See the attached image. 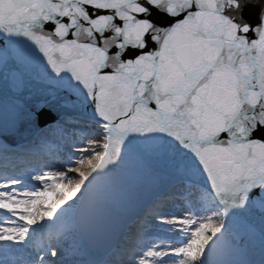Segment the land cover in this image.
<instances>
[{"label":"snow or ice","instance_id":"6c2138e0","mask_svg":"<svg viewBox=\"0 0 264 264\" xmlns=\"http://www.w3.org/2000/svg\"><path fill=\"white\" fill-rule=\"evenodd\" d=\"M0 68L85 129L54 155L49 114L6 102L0 264H105L69 242L137 216L130 160L167 194L120 264H256V240L264 264V0H0Z\"/></svg>","mask_w":264,"mask_h":264},{"label":"water","instance_id":"95a60500","mask_svg":"<svg viewBox=\"0 0 264 264\" xmlns=\"http://www.w3.org/2000/svg\"><path fill=\"white\" fill-rule=\"evenodd\" d=\"M47 88V85L40 83L32 77H29L28 84L25 89H23L20 93H13L5 84L4 69L0 68V121L3 120L5 115L6 102L10 99V97L16 95L19 96L22 101L26 102L30 107H32L36 113L49 114L51 118L40 121V127H46L47 125H51L52 123H54L58 119V117L56 111L53 108H50L48 106V103H46L53 102L52 96L48 95L45 91ZM37 104H40L41 107L35 108V105ZM2 138L3 137H0V139ZM37 146L44 147L47 149V152L52 153L50 148L45 144L41 146L39 143H37ZM45 158H47L46 153ZM13 163L16 164V166L20 165L18 161H13ZM126 170L129 173L130 180L137 185L138 190L146 193L147 195L144 197L140 207L137 210V216L128 221L126 226L123 227L119 232L114 234H105L103 231H101L99 234L82 232V234L78 236L81 248L86 251L88 256L92 259L98 261L104 259L118 244L128 225L132 223L138 217V215L148 205L151 204L154 199H158L167 194L162 190H156V178L154 177V175L145 171H141L135 160H130L128 162ZM228 241L233 244H239L242 241H247V237L243 232V226H241L238 230V234L233 233L229 235ZM243 258L254 261L256 262V264H258V261L260 259V246L258 240L249 244V251Z\"/></svg>","mask_w":264,"mask_h":264},{"label":"rangeland","instance_id":"374dc122","mask_svg":"<svg viewBox=\"0 0 264 264\" xmlns=\"http://www.w3.org/2000/svg\"><path fill=\"white\" fill-rule=\"evenodd\" d=\"M49 125H47L45 128H47ZM53 130H56L55 126H56V121L54 123L51 124ZM63 130L67 133V137H62L61 133L59 131V137L64 140L63 143L59 142V140L57 138H54V136H50L47 139V137L45 136L44 139V144L47 145L50 150L52 151V153L55 154H62V150L67 148V144L65 143V139H69V140H78L79 137L74 135L76 132L78 131H85V129L82 128V126L79 125H73V124H65L62 126ZM56 139V140H55ZM39 143V142H38ZM23 167L22 164H20L19 166H17V168ZM153 201L151 202L150 205H148L139 215L138 217L128 225V227L126 228L124 234L122 235V237L120 238L118 244L115 246V248L101 261L105 262V264H120V261L123 259L122 256L118 255V250L122 247H126L127 246V240H125V236L127 235L126 232L128 230L129 227L131 228H135V232L134 234L138 231L141 222L150 225L151 224V216L149 215L152 207L150 208V206H152ZM168 207H174L177 208L178 204L175 201H169L168 202ZM174 211V210H173ZM151 230V229H149ZM69 244H75L77 246H80L79 242H78V236L73 240L70 241Z\"/></svg>","mask_w":264,"mask_h":264},{"label":"bare ground","instance_id":"6f19581e","mask_svg":"<svg viewBox=\"0 0 264 264\" xmlns=\"http://www.w3.org/2000/svg\"><path fill=\"white\" fill-rule=\"evenodd\" d=\"M50 136H54V138H57L58 140H59V142H61V143H63V139H62V141H61V138L59 137V132H57L56 130H53V128H52V131H50V132H48L47 134H46V137H47V139L46 140H48V138L50 137ZM56 140V139H55ZM70 140L69 139H65V143L67 144L68 142H69ZM152 206H150V208H151ZM168 210H176V208H174V207H168ZM134 232H135V228H131V227H129L128 228V230H127V232H126V236H125V240L126 239H128L129 237H131V236H133L134 235ZM128 243H129V240H127V246H128Z\"/></svg>","mask_w":264,"mask_h":264}]
</instances>
